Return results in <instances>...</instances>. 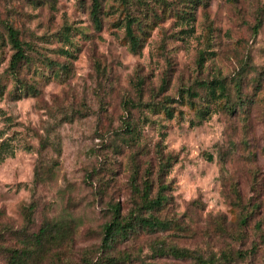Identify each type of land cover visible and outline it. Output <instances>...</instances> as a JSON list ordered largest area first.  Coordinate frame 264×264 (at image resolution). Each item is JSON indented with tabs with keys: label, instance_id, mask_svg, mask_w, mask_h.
Here are the masks:
<instances>
[{
	"label": "rangeland",
	"instance_id": "1",
	"mask_svg": "<svg viewBox=\"0 0 264 264\" xmlns=\"http://www.w3.org/2000/svg\"><path fill=\"white\" fill-rule=\"evenodd\" d=\"M189 1L101 0L97 29L92 0H0V264L45 218H72L76 228L42 264L95 258L109 208L133 205L132 172L141 181L148 164L149 174L157 169V144L173 158L160 175L169 203L158 216L169 224L118 244L128 259L114 264H193L159 249L169 245L206 254L231 246L241 254L228 264H264V0ZM185 11L194 19L177 16ZM127 12L145 23L135 52ZM4 24L33 47L35 64L17 79ZM48 60L68 68L57 77ZM214 80L226 88L217 100L203 85ZM19 81L38 93L19 91ZM152 102L172 117L159 105L151 112ZM46 131L60 138V154L43 151L58 163L36 185Z\"/></svg>",
	"mask_w": 264,
	"mask_h": 264
},
{
	"label": "trees",
	"instance_id": "2",
	"mask_svg": "<svg viewBox=\"0 0 264 264\" xmlns=\"http://www.w3.org/2000/svg\"><path fill=\"white\" fill-rule=\"evenodd\" d=\"M125 6L130 3H140L141 0H120ZM148 1V0H146ZM191 5H195L197 0H190ZM163 10L167 6L162 3ZM90 17L95 28L99 29L102 25V4L101 0H92L90 5ZM190 11H185L182 15H177L179 18L184 19L185 22L193 20ZM125 38L128 42V47L131 51H137L140 47L141 35L137 34L144 32L143 21L140 18H135L127 12L124 17ZM7 39L13 50L9 65L7 67L8 73L17 79L19 72L24 68H29L30 65L35 64V59L31 57L30 51L32 50V44H28L20 37L19 30L12 24H4ZM2 39V38H1ZM46 66L52 71H55V75L58 77L62 73V69L68 67L64 64L58 65L54 70L55 62L53 60L46 61ZM165 83V80H162ZM206 89V96L217 100L224 97L226 94V88L224 83L214 80L203 84ZM19 91L23 93H38L37 87L34 84L23 83L19 81ZM192 94V93H191ZM193 95V94H192ZM164 100L168 103L171 98L165 97ZM159 105L161 111L168 118L172 117V110L161 102L147 104L148 109L153 112ZM201 114H204V110H200ZM135 123H133L134 125ZM126 131L129 136H133L134 127L126 126ZM51 133L46 131L45 136L40 137V145L38 148V161L35 166L34 172V184L38 185L46 183L54 177V169L57 166V159H50L46 161L43 158V151L51 147L57 153L60 154V138L53 137L51 139ZM155 157L157 160V169L151 171V167L148 164L145 169V176L138 181V176L135 171L132 172L130 182L133 193V205L126 212H122L119 204H114L110 209V218L102 226V239L100 243L99 254L85 262V264H114L117 261H126L128 259V253L117 249V245L125 240L132 239L142 232L153 233L156 231L167 229L169 224L167 220L160 219L158 216L166 205L169 203V197L166 196L163 191L167 188L160 179L162 173H166L168 166H171L172 156L164 155L160 145L157 144L155 148ZM2 159V158H1ZM155 175V177H154ZM157 182V185L154 186ZM156 187V188H155ZM155 188V190H154ZM33 204L24 207L25 214L28 215L33 209ZM245 217L241 218L242 223L245 222ZM76 226H74V220L72 218H45L42 226L36 233L24 234L26 240L22 241L16 247L7 248V260L5 264H42L48 260L49 257H58L59 249L62 245L66 244L72 237ZM164 249L170 255L175 258L183 260H191L193 264H228L234 263L236 258L240 256V252L233 247L228 246L224 249L218 250V252H211L206 254L200 249H188L180 248L177 246L169 245L168 247H160ZM159 249L155 250L158 252ZM163 254V252H159ZM51 264H57L56 262Z\"/></svg>",
	"mask_w": 264,
	"mask_h": 264
}]
</instances>
